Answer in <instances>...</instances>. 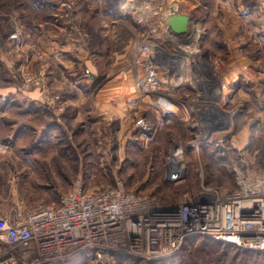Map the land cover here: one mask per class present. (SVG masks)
Segmentation results:
<instances>
[{"label":"rangeland","instance_id":"rangeland-1","mask_svg":"<svg viewBox=\"0 0 264 264\" xmlns=\"http://www.w3.org/2000/svg\"><path fill=\"white\" fill-rule=\"evenodd\" d=\"M258 6L264 8L249 3L233 10L226 0H0L3 208L59 205L80 179L123 181L170 205L197 195L202 185L233 189L235 164L264 173V19L250 15L261 12ZM173 11L190 16L187 33L169 29ZM238 13L246 19L235 26L249 34L242 44L249 65L238 82L225 85L234 65L224 62L228 29ZM150 52L176 75L169 83L164 74L155 93H140L135 78L144 76ZM114 92L122 99L120 115L101 107L100 94ZM167 94L171 108L175 101L179 113H189L163 116L159 100ZM142 119L155 122L151 135L143 133ZM201 136L210 140L198 148ZM170 160L185 168L180 177H167ZM75 257L62 262L148 260L127 252L106 261L95 251L84 263Z\"/></svg>","mask_w":264,"mask_h":264},{"label":"built area","instance_id":"built-area-1","mask_svg":"<svg viewBox=\"0 0 264 264\" xmlns=\"http://www.w3.org/2000/svg\"><path fill=\"white\" fill-rule=\"evenodd\" d=\"M14 39L23 43L18 33ZM146 55L144 76L135 80L140 93L151 94L172 71L156 53ZM169 101V94L160 97L163 116L171 115ZM203 136L198 148L210 140ZM232 170L233 189L202 185L197 195L170 205L128 190L123 181L112 186L83 179L59 205L15 202L0 212V264H57L93 251L105 261L116 252L157 259L199 236L263 251L264 173L239 164Z\"/></svg>","mask_w":264,"mask_h":264},{"label":"trees","instance_id":"trees-1","mask_svg":"<svg viewBox=\"0 0 264 264\" xmlns=\"http://www.w3.org/2000/svg\"><path fill=\"white\" fill-rule=\"evenodd\" d=\"M217 42L219 44V41ZM211 44H216L215 40L211 41ZM0 117L2 116L0 115ZM86 255L87 253H83L75 257L74 262L81 261L84 263V256ZM144 261L147 264H264V250L246 249L232 243L199 236L187 239L175 254L148 260L138 258L134 264H140ZM59 263L70 264V260ZM87 263L86 261L85 264Z\"/></svg>","mask_w":264,"mask_h":264},{"label":"crops","instance_id":"crops-1","mask_svg":"<svg viewBox=\"0 0 264 264\" xmlns=\"http://www.w3.org/2000/svg\"><path fill=\"white\" fill-rule=\"evenodd\" d=\"M249 3H253V4L257 3L258 5L259 4L264 5V0H226L227 6H229V8H232L233 10H235L236 5L249 4ZM258 7H260L261 12L255 11L256 13L252 12V14H250V15L254 16V17H252L254 20H256L257 17H260V22H261V19H264V14L262 13V12H264V8H263V6H258ZM254 8H257V6H255ZM233 15H234L233 18H231L229 16V18L233 19V24L230 21V25L232 26V28H230L231 29L230 31L228 29V39L229 40L227 41V46H228L227 53L229 54V57H228V60H225L224 62H227V61L230 62L231 61V62H234L233 63L234 65H232L233 68L231 69V71L229 70V72H227V76H226L227 81H224L225 85H228L231 82H232V84L238 82L240 79V76H242L243 74L246 73L245 71L248 69L247 66L249 65V58H247L245 56V53H246V51L248 52V50L244 49L245 45L244 46L242 45V44L246 43L245 41H246L247 36H249V34H247L246 30L243 33H241V32L237 33L236 30L238 28L235 26V25H238V19L240 21L243 20L244 22H246V19L241 17L239 15V13L237 16L235 14H233ZM236 17H238V18H236ZM261 31L264 32V27L261 29ZM262 40H264L263 37H262ZM147 51H149V49H147ZM89 66H90V63H89ZM173 75H176V74L174 72H172V76ZM172 76L170 77V81H171L170 83H172V81H174V79L171 80ZM176 82H178V81H176ZM179 82H181V80H179ZM238 91H240V90H238ZM100 95L103 96L102 103H101V107L103 110L105 109L107 111L113 112L114 114L124 113L123 110H121L122 109L121 106H123V104L120 101H122V99L119 100L118 97H116L117 95L115 94V92L110 93V94H100ZM222 96L224 97V93ZM175 103H176V105H175ZM173 104H174V107L171 108L173 113L170 115V117H173V114L175 112H176V114H183V115H186L189 113V111L185 110V108H180L179 110L181 112L179 113V111H177V109L180 107L179 106L180 104L178 102H175V101ZM140 122L141 121H139V123ZM154 123H150L149 121L145 122V120L142 119L141 126L143 129L142 130L143 133H146V134L149 133L151 135V133H153ZM3 204L4 203H2V201H1L0 212L2 214L7 213L6 208H3V206H2Z\"/></svg>","mask_w":264,"mask_h":264},{"label":"water","instance_id":"water-1","mask_svg":"<svg viewBox=\"0 0 264 264\" xmlns=\"http://www.w3.org/2000/svg\"><path fill=\"white\" fill-rule=\"evenodd\" d=\"M190 16L184 13H180L178 11H173L169 16L168 23L169 29L177 34H185L189 30L190 24ZM180 167V162L177 164ZM185 168L182 171L177 170L175 167L172 166V161L170 160L167 166L168 175L167 177L170 178H177L181 176Z\"/></svg>","mask_w":264,"mask_h":264},{"label":"bare ground","instance_id":"bare-ground-1","mask_svg":"<svg viewBox=\"0 0 264 264\" xmlns=\"http://www.w3.org/2000/svg\"><path fill=\"white\" fill-rule=\"evenodd\" d=\"M180 159H181V158H180ZM171 161H172V160H171ZM179 162H180V161H179ZM179 162H178V163H179ZM172 166L174 167L173 163H172ZM177 166H178V165H177ZM180 167H181V166H180ZM180 167H179V168H180ZM182 168H183V166H182ZM177 170H178V169H177ZM180 171H182V170L180 169Z\"/></svg>","mask_w":264,"mask_h":264}]
</instances>
